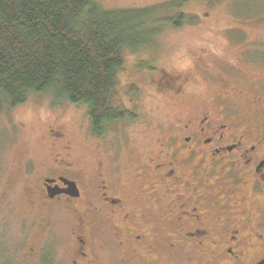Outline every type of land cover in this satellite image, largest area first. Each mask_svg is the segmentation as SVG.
I'll return each instance as SVG.
<instances>
[{
	"label": "flooded vegetation",
	"instance_id": "obj_1",
	"mask_svg": "<svg viewBox=\"0 0 264 264\" xmlns=\"http://www.w3.org/2000/svg\"><path fill=\"white\" fill-rule=\"evenodd\" d=\"M224 34L205 80H154L172 107L130 152L88 134V170L49 127V157L0 190V264H264V36Z\"/></svg>",
	"mask_w": 264,
	"mask_h": 264
},
{
	"label": "trees",
	"instance_id": "obj_2",
	"mask_svg": "<svg viewBox=\"0 0 264 264\" xmlns=\"http://www.w3.org/2000/svg\"><path fill=\"white\" fill-rule=\"evenodd\" d=\"M183 3L107 10L96 0H0V111L41 94L85 106L94 136L134 120L122 100L137 89L120 79L127 53L153 46L166 24L181 27L187 15L170 12Z\"/></svg>",
	"mask_w": 264,
	"mask_h": 264
},
{
	"label": "rangeland",
	"instance_id": "obj_3",
	"mask_svg": "<svg viewBox=\"0 0 264 264\" xmlns=\"http://www.w3.org/2000/svg\"><path fill=\"white\" fill-rule=\"evenodd\" d=\"M96 1L107 10H116L152 7L173 0ZM182 1L184 3L180 8L170 12L171 15L180 12L187 15L181 27L166 24L153 46L127 53L126 70L120 79L125 85L135 84L137 89L135 94L125 93L122 100L127 109L137 112L138 120L130 126L128 123L133 120L112 127L108 137L112 147L115 145L124 149L123 154L131 151L133 147L130 144L142 143L154 135L155 129L149 127L146 120L165 116L163 113L171 110L170 99L159 95L162 80L159 83L154 80L158 81L163 75V80H171L189 71L200 80H205L200 61L208 62L218 70L221 56L228 47L224 34L227 27L237 25L249 34L264 36V0ZM240 17L244 18V23L240 22ZM195 57L198 58L197 63ZM58 124L69 128L76 158L91 170L97 152L93 139L86 138L90 134L86 107L56 101L48 95L31 94L23 105L12 110L5 107L0 111V190L4 187V180L24 178L21 172L29 160L37 166L49 157L51 140L48 130L52 126L57 131ZM15 202L16 199L12 203L10 200L8 206L12 207ZM16 206L18 216L22 205ZM60 227L61 224L56 222V230ZM17 264L26 263L19 261Z\"/></svg>",
	"mask_w": 264,
	"mask_h": 264
}]
</instances>
